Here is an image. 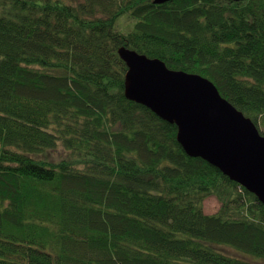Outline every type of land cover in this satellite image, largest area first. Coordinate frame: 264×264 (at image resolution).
<instances>
[{
  "label": "trees",
  "instance_id": "obj_1",
  "mask_svg": "<svg viewBox=\"0 0 264 264\" xmlns=\"http://www.w3.org/2000/svg\"><path fill=\"white\" fill-rule=\"evenodd\" d=\"M121 46L264 135V0H0V264H264V205L126 98Z\"/></svg>",
  "mask_w": 264,
  "mask_h": 264
},
{
  "label": "water",
  "instance_id": "obj_2",
  "mask_svg": "<svg viewBox=\"0 0 264 264\" xmlns=\"http://www.w3.org/2000/svg\"><path fill=\"white\" fill-rule=\"evenodd\" d=\"M117 53L127 67L126 98L175 124L177 140L189 156L215 166L264 205V135L251 118L205 77L170 69L157 58L123 46Z\"/></svg>",
  "mask_w": 264,
  "mask_h": 264
},
{
  "label": "rangeland",
  "instance_id": "obj_3",
  "mask_svg": "<svg viewBox=\"0 0 264 264\" xmlns=\"http://www.w3.org/2000/svg\"><path fill=\"white\" fill-rule=\"evenodd\" d=\"M123 24L126 25L127 21L124 20ZM53 154L55 155L53 157ZM66 154L65 151H63L61 148H59L57 151L51 152V155L53 159L58 160L61 158V156H64ZM219 208V202L217 199L213 196L207 197L203 202V210L207 214H214L218 211Z\"/></svg>",
  "mask_w": 264,
  "mask_h": 264
},
{
  "label": "bare ground",
  "instance_id": "obj_4",
  "mask_svg": "<svg viewBox=\"0 0 264 264\" xmlns=\"http://www.w3.org/2000/svg\"><path fill=\"white\" fill-rule=\"evenodd\" d=\"M158 59V58H157ZM160 60V59H159ZM162 61V60H161Z\"/></svg>",
  "mask_w": 264,
  "mask_h": 264
}]
</instances>
